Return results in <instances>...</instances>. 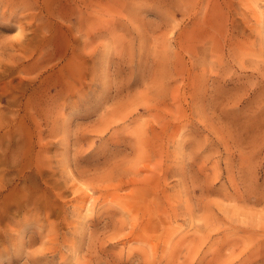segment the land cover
<instances>
[{"label":"rangeland","instance_id":"obj_1","mask_svg":"<svg viewBox=\"0 0 264 264\" xmlns=\"http://www.w3.org/2000/svg\"><path fill=\"white\" fill-rule=\"evenodd\" d=\"M0 264H264V0H0Z\"/></svg>","mask_w":264,"mask_h":264}]
</instances>
